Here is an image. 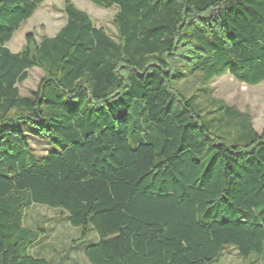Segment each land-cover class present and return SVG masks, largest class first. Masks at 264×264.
Returning <instances> with one entry per match:
<instances>
[{"label":"trees","instance_id":"obj_1","mask_svg":"<svg viewBox=\"0 0 264 264\" xmlns=\"http://www.w3.org/2000/svg\"><path fill=\"white\" fill-rule=\"evenodd\" d=\"M43 1L0 0V264H50L24 225L33 204L82 228L90 264H215L225 245L261 254L264 128L209 84L264 81V0H89L117 7L116 38L64 0L53 36L27 33L11 52Z\"/></svg>","mask_w":264,"mask_h":264},{"label":"rangeland","instance_id":"obj_2","mask_svg":"<svg viewBox=\"0 0 264 264\" xmlns=\"http://www.w3.org/2000/svg\"><path fill=\"white\" fill-rule=\"evenodd\" d=\"M80 10L85 11L97 27L116 38V29L113 25V16L117 7L103 8L89 0H71ZM64 0H44L32 16L23 21L6 44L7 48L15 53L25 44V35L30 33L39 40L42 36H53L65 23L63 11ZM42 71L39 68L28 70V78L19 86L20 95L26 96L35 90ZM212 96L224 101L242 113L248 114L252 127L258 133L264 128V81L258 85H247L224 74L210 84ZM198 81L190 80L184 87L193 90L199 87ZM25 132L30 134V143L38 155H43L49 149V144L34 131L25 126ZM24 225L29 229H39V238L32 248L35 256L44 258L50 264H90L80 247L82 228L73 227L66 221L56 208L44 204H33L26 211ZM88 234L87 240H91ZM215 264H264V251L261 254L252 253L242 257L237 254L231 245H225Z\"/></svg>","mask_w":264,"mask_h":264}]
</instances>
